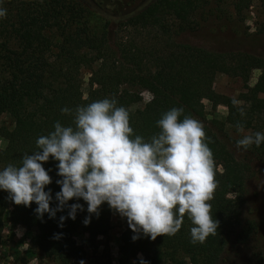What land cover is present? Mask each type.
<instances>
[{"label":"trees","instance_id":"obj_1","mask_svg":"<svg viewBox=\"0 0 264 264\" xmlns=\"http://www.w3.org/2000/svg\"><path fill=\"white\" fill-rule=\"evenodd\" d=\"M250 1L236 0L234 6L240 10ZM207 2L153 0L120 21L106 19L101 31L93 32L85 7L78 1L3 0L0 7L6 9V16L0 18V115L11 127H3L0 133V169L9 163L19 165L25 154L37 150V139L54 131L55 122L75 127L77 106L104 98L114 97L118 106L128 110L133 135L146 141L160 131L157 121L173 107H182L184 116L203 118V100L213 106L225 105V123L233 128L240 124L250 133H264V60L244 51L215 52L172 38L196 29L194 15ZM113 26L120 28V36L113 33ZM152 29L156 35L149 43ZM255 68L260 73L249 85ZM83 69L89 73L86 97L82 92ZM218 72L240 78L245 90L236 98L216 92L213 81ZM142 90L151 97L142 108L133 110L132 105L142 99ZM65 107L69 113L61 111ZM203 126L218 181L209 201L212 217L218 221L216 233L203 243H193L190 228L194 225L185 214L175 235H158L155 240L141 235L134 241L126 221L116 264H139L141 257L149 264H264V225L242 217L251 161L238 160L209 126ZM245 150L264 164V143ZM56 164L51 157L43 164L51 169L52 183L46 190H52L53 198L60 190L55 182L60 179ZM77 202L84 204L85 211H78L74 220L66 218L61 225L60 217H67V207L54 218L47 213L38 218L35 203L17 205L0 190V245L10 220L33 231L30 251L37 250L60 264H113L107 250L96 252L98 238H106L112 227V210L106 203L101 205L99 215L91 214L90 223L85 225L89 215L86 203L68 201ZM55 203L53 199L50 207ZM77 232L88 235V247L94 252L90 261L86 247L75 238Z\"/></svg>","mask_w":264,"mask_h":264},{"label":"clouds","instance_id":"obj_2","mask_svg":"<svg viewBox=\"0 0 264 264\" xmlns=\"http://www.w3.org/2000/svg\"><path fill=\"white\" fill-rule=\"evenodd\" d=\"M5 16L6 9L0 7V18ZM183 112L182 107H173L163 113L157 121L160 131L146 141L133 135L130 114L114 97L77 106L75 127L55 122L54 131L37 139V150L25 154L19 165L9 163L0 169V190L17 205L35 203L38 218L45 213L54 218L67 207L61 225L85 211L84 204H69L70 200L86 203L85 225L106 203L126 218L134 241L141 235L152 240L175 235L186 214L194 225L192 242L203 243L218 227L209 203L218 184L215 161L202 122ZM237 128L243 130L240 124ZM262 143L264 133L254 132L243 135L237 146L247 149ZM50 157L57 161L60 177L54 198L52 190H46L52 183L51 169L43 166ZM53 199L55 206L50 207ZM139 264L149 262L141 257Z\"/></svg>","mask_w":264,"mask_h":264},{"label":"rangeland","instance_id":"obj_3","mask_svg":"<svg viewBox=\"0 0 264 264\" xmlns=\"http://www.w3.org/2000/svg\"><path fill=\"white\" fill-rule=\"evenodd\" d=\"M85 7V17L89 28L93 32H100L106 19L111 22L120 21L127 16L138 12L153 0H75ZM236 0H208L199 8L194 15L197 27L194 30H186L173 35L176 42L189 43L200 46L215 52L244 51L261 57L264 60V0H251L249 5L237 10L234 6ZM118 26H113L114 34L121 35ZM142 34L149 37L147 31ZM152 34V36H151ZM150 38L156 35L155 30H151ZM114 38L115 35H114ZM141 39L148 40L146 37ZM115 40V39H114ZM113 44V41H111ZM260 73L259 69H253L248 81L253 85ZM87 70H82V92L86 97L88 92ZM214 90L220 94L236 98L245 90L243 81L238 77H232L224 73H216L213 81ZM141 101L132 105L133 110L143 107L151 94L147 90H142ZM205 116L196 117L203 125L209 126L217 137L228 147L238 160H250L252 173L247 180V191L242 207L243 220L254 219L264 225V164L255 157H252L242 146H237V141L248 130H238L225 123L226 106L218 104L213 106L208 100H203ZM11 127L9 120L0 115V133L3 127ZM3 140L0 136V147ZM112 227L106 238H98L97 253H107L116 264L118 246L120 244L121 232L125 227L126 218H122L112 210ZM33 231H27L22 225L6 221L1 234L0 263L1 264H60L52 257H46L37 250H29L32 242ZM75 238L79 244L86 247L88 260L93 258L94 252L88 247V235L77 232ZM106 242V247L104 243ZM76 264V263H71Z\"/></svg>","mask_w":264,"mask_h":264}]
</instances>
